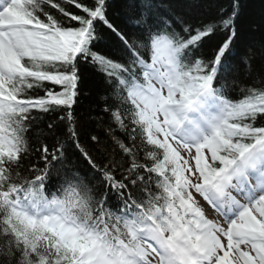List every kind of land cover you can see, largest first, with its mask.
Wrapping results in <instances>:
<instances>
[{
	"label": "snow or ice",
	"instance_id": "snow-or-ice-1",
	"mask_svg": "<svg viewBox=\"0 0 264 264\" xmlns=\"http://www.w3.org/2000/svg\"><path fill=\"white\" fill-rule=\"evenodd\" d=\"M182 6L0 0V264H264V41L234 61L242 0Z\"/></svg>",
	"mask_w": 264,
	"mask_h": 264
},
{
	"label": "trees",
	"instance_id": "trees-1",
	"mask_svg": "<svg viewBox=\"0 0 264 264\" xmlns=\"http://www.w3.org/2000/svg\"><path fill=\"white\" fill-rule=\"evenodd\" d=\"M227 2L228 0H182V4L186 3L188 6H182L181 11L190 13L192 17L206 16L215 12L216 4H226ZM119 3L120 0H113V7L110 10L113 16L119 17L121 15ZM242 3L244 4V8L240 20V27L242 29L241 39L237 42L236 48L233 50V56L230 58L234 61H238L241 58V54L247 48L259 46L261 42L264 41V28L261 27L262 23H264V20H262V14H264V0H242ZM198 5H202V7ZM71 10L78 11L76 9ZM98 27L103 30L104 26L98 25ZM222 39L223 33L214 35L211 40H208L203 46L202 51L205 54H210ZM99 47H104V45H100ZM250 63L252 65L251 72L253 78L259 79L261 72L264 71V60H261L257 55V57L251 60ZM83 72V83L81 85L82 92L78 100V111L84 122L87 124L89 115L95 114L91 112V109L97 107L104 84L103 77L91 67H85ZM237 79L241 88L247 87L251 83L243 70L240 71ZM230 98H232L234 102L238 99H242L243 96L240 89H233L230 93ZM47 119L48 117H45V120ZM88 126L91 125L89 124ZM46 134V124L39 123L38 126H34L28 133L30 146L32 148L39 147L41 140L50 143V140L46 139Z\"/></svg>",
	"mask_w": 264,
	"mask_h": 264
}]
</instances>
